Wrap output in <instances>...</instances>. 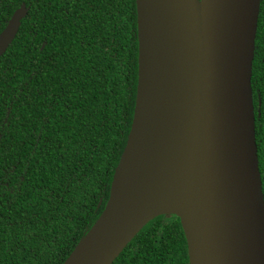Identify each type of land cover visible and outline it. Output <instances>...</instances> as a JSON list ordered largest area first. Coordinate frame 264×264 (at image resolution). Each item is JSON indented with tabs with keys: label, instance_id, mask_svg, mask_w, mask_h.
Instances as JSON below:
<instances>
[{
	"label": "water",
	"instance_id": "obj_1",
	"mask_svg": "<svg viewBox=\"0 0 264 264\" xmlns=\"http://www.w3.org/2000/svg\"><path fill=\"white\" fill-rule=\"evenodd\" d=\"M137 83L128 139L96 221L62 264H112L174 215L188 264H264L251 65L260 0H134ZM28 9L0 32V57Z\"/></svg>",
	"mask_w": 264,
	"mask_h": 264
},
{
	"label": "trees",
	"instance_id": "obj_2",
	"mask_svg": "<svg viewBox=\"0 0 264 264\" xmlns=\"http://www.w3.org/2000/svg\"><path fill=\"white\" fill-rule=\"evenodd\" d=\"M21 4L0 57V264H62L104 209L128 139L135 2L0 0V32ZM112 264H188L179 219L149 222Z\"/></svg>",
	"mask_w": 264,
	"mask_h": 264
},
{
	"label": "flooded vegetation",
	"instance_id": "obj_3",
	"mask_svg": "<svg viewBox=\"0 0 264 264\" xmlns=\"http://www.w3.org/2000/svg\"><path fill=\"white\" fill-rule=\"evenodd\" d=\"M250 84L254 113L255 143L257 148L258 146L260 147L261 158L264 160V0H260ZM262 163L264 165V161Z\"/></svg>",
	"mask_w": 264,
	"mask_h": 264
}]
</instances>
